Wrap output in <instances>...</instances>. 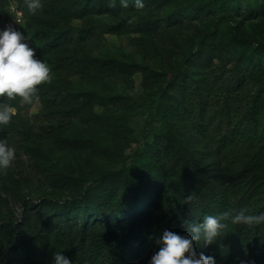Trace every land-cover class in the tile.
Listing matches in <instances>:
<instances>
[{"label": "trees", "instance_id": "16d2710c", "mask_svg": "<svg viewBox=\"0 0 264 264\" xmlns=\"http://www.w3.org/2000/svg\"><path fill=\"white\" fill-rule=\"evenodd\" d=\"M9 1L0 0V28ZM14 1L26 20L24 34L34 44L40 43L35 45L40 59L77 47L84 72L105 76L114 72L112 66L96 67V59L89 58L94 51L91 40L96 27H61L62 23L92 15L91 0L83 6L80 0H42L43 7L36 15L28 12L25 0ZM228 1L238 0H216L217 9L223 11ZM113 2L115 6H110ZM103 6L112 14L120 11L115 0ZM182 15L178 14L176 22ZM125 23L120 19L106 32L126 34L130 27ZM148 32L151 36L159 34L155 27ZM209 36L205 33L197 46L210 45L205 40ZM135 46L143 56H149L152 44L137 39ZM73 70L77 71L76 65ZM235 72L241 90L238 96L248 93L245 89L249 85L264 83V63L250 74L239 67ZM142 73L147 87L157 86L155 95L165 94L167 87L181 94L174 109L162 117L165 134L171 140L167 142L158 135L150 143L145 132L144 146L132 154L129 163L96 179H82L88 186L80 197L60 204L44 197L33 200L20 195L21 187L30 184L19 162L21 156L33 154L31 144L56 149L78 146L63 135L71 120L89 117L92 95L57 91L58 85L52 82L38 86L39 99L34 98L32 104H20L19 98L8 101L17 113L8 125L0 126V139L7 138L16 154L15 166L0 174V264H52L55 251H63L72 264H148L158 248L155 239L165 229L184 235L188 223H202L204 216L229 208L246 207L250 214L264 212V145L259 144L264 140V93L246 109L232 102L236 107L227 113L230 122L225 127L220 123L214 126L206 121L211 113L205 110L204 100L216 91L215 86L204 79L183 81L176 78L178 75L165 86L162 74L146 67ZM35 102L39 112L30 118ZM176 124L189 128L201 142L202 156L187 150L193 149L182 139ZM210 154L220 163L204 165ZM240 168L248 169V177L238 179ZM9 190L19 198L18 215L10 208ZM191 193L194 199L186 202L185 197ZM225 223L227 227L211 245L202 247L203 241L194 242L197 253L214 257L215 264H264V224Z\"/></svg>", "mask_w": 264, "mask_h": 264}, {"label": "rangeland", "instance_id": "374dc122", "mask_svg": "<svg viewBox=\"0 0 264 264\" xmlns=\"http://www.w3.org/2000/svg\"><path fill=\"white\" fill-rule=\"evenodd\" d=\"M80 1L85 5L86 0ZM107 1L91 0L92 15L62 23L61 27H96L91 40L94 51L89 58L96 59V67H114L111 75L84 72L77 47L42 59L51 69L50 80L45 84L54 82L58 85L56 90L64 93L92 95L94 104L89 117L71 120L63 135L78 146L56 149L31 144L35 152L21 156V171L30 184L21 187V196L33 200L44 197L59 204L78 198L88 186L82 179H96L103 172L119 170L129 163L132 154L144 146L145 132L150 143L158 135L167 142L171 140L165 134L162 117L167 110L174 109L181 94L167 87L165 94L155 95L157 86L147 87L144 82V67L162 74L165 86L176 75L183 81L204 79L215 86L216 91L204 100L205 110L211 113L206 115V121L214 126L220 123L225 127L230 122L227 115L230 110L236 105L249 108L264 93L261 82L249 85L245 89L248 93L238 96L241 90L237 88L235 72L239 67L250 74L254 67L264 63V0L228 1L223 11L217 9L216 0H144V9L135 8L133 0H129L131 3L126 8L120 0H115L120 9L116 14L105 11L103 3ZM180 13H183L181 21L176 22ZM120 19L126 20L129 32L107 33V27ZM150 27H155L159 34L151 36ZM205 33L210 34L205 38L210 45L197 46ZM137 39L152 44L148 47V57L135 46ZM38 112L35 102L29 117ZM176 127L193 149L187 150L202 156L204 147L190 129L181 124ZM259 144L264 145V140ZM203 163L208 166L220 161L210 154ZM11 166H15V158ZM249 174L247 168H240L236 175L244 179ZM7 199L11 210L20 214L19 198L12 190Z\"/></svg>", "mask_w": 264, "mask_h": 264}, {"label": "clouds", "instance_id": "9594fccd", "mask_svg": "<svg viewBox=\"0 0 264 264\" xmlns=\"http://www.w3.org/2000/svg\"><path fill=\"white\" fill-rule=\"evenodd\" d=\"M137 9H144V0H133ZM122 7H128V0H120ZM25 6L32 15H36L43 7L42 0H25ZM110 6H115L114 2ZM35 48L28 36L14 27L0 29V126H6L17 113V108L8 103L19 98L20 104H32L38 86L50 80L51 69L45 61L35 55ZM16 149L7 138L0 139V174H6L15 158ZM194 199V193L185 197L186 202ZM233 225L264 224V212L250 214L246 207L226 209L216 215H206L203 222L187 225L186 234L165 229L155 239L158 246L148 264H215L212 256L203 252L197 253L196 241H203L202 247H207L217 240L220 231ZM52 264H72L63 251L53 253Z\"/></svg>", "mask_w": 264, "mask_h": 264}, {"label": "built area", "instance_id": "2783aa9c", "mask_svg": "<svg viewBox=\"0 0 264 264\" xmlns=\"http://www.w3.org/2000/svg\"><path fill=\"white\" fill-rule=\"evenodd\" d=\"M25 17L22 10L19 8L18 3L14 0H10L7 6L6 14L1 19V28L8 26L14 27L18 31L24 34ZM31 45L35 48V44L29 39ZM36 57H40L35 53Z\"/></svg>", "mask_w": 264, "mask_h": 264}]
</instances>
